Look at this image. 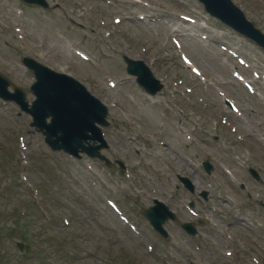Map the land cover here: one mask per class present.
Listing matches in <instances>:
<instances>
[{"label": "rangeland", "instance_id": "obj_1", "mask_svg": "<svg viewBox=\"0 0 264 264\" xmlns=\"http://www.w3.org/2000/svg\"><path fill=\"white\" fill-rule=\"evenodd\" d=\"M14 1L16 2V0H8L3 3L6 5L7 3L14 4ZM114 1L115 6L107 7L106 3L101 0H59L61 3L60 9L72 18L69 19L70 24L71 21H74L83 13L81 19L85 24L90 21L93 30L104 33L101 27L98 26L101 19H106L109 25L117 27V35L111 38L109 46L117 52L115 58L120 61L122 68H124L122 55L127 53V50H124L123 47L129 45L138 50L141 45H144L148 48L145 58L147 60L157 58L154 65L157 75L168 73L172 79H175V76L183 74L184 70L176 55H172L170 59H162V51L165 47L162 44L158 49L156 47L157 34H160L163 39L167 37V32L164 30L162 23L158 22L150 26L127 23L129 21L125 6L127 2L123 3V1L128 0ZM156 1V3H153L150 0L152 5H155V14H161L171 19L173 18L172 12L181 11L173 0ZM184 1L185 3H182V5L185 9L190 11L200 9L195 1L191 0L190 4L187 3V0ZM236 2L240 3L264 28V0H237ZM20 7L24 10L27 20L23 24L12 20L10 26L19 24L23 27L27 39H25L26 45L31 47L32 50L30 52L25 51L20 42L10 36L9 30H5L0 26L1 71L5 72V69L17 68V63L24 55L36 57L38 51H44L49 64L58 67V69L69 68L84 80L97 95L104 97L105 93L110 92L105 86L106 81H103L104 74L81 62L67 50L66 43L58 41L52 34L55 24L53 12L60 9H50L51 11L48 12L28 10L33 17V26L31 18L26 13V8ZM7 12L8 9L0 5V20H5ZM113 16H122L125 20L122 24L116 26L112 20ZM64 26L70 37L81 41L83 46L74 40H69V43L92 52L97 62L103 61V57L98 50V47L101 46L97 45V42L93 43L70 27L68 23H65ZM224 34L226 41H230L233 45L240 46L242 49H248V44L233 33L226 31ZM41 41L45 45H41ZM51 45L54 46L50 47ZM187 48L194 59L204 66L210 82L205 88L198 90L196 94L190 95L195 104L189 105L186 100L178 98L168 102L169 108L154 109L147 106L142 98V92L134 84L126 86L125 90L135 94L138 104H130L121 91L115 94V97L120 101V108L114 111L117 115L114 126L119 131V134H116L112 130L114 144L116 149L122 153L121 156L124 159L132 164H139V168L143 169L144 175L137 174L134 171L135 176H139L141 179L139 181L133 180L125 194L118 192L116 185L111 182L107 185V189L109 193L119 195L120 202L124 205L128 215L139 224L140 236H136L122 225L104 204L90 185L83 166L79 168L75 162L69 160L62 153L50 151L45 145L43 137L31 129L27 133L28 137L34 138V148L29 155L28 175L40 190L39 200L41 201L40 208L42 212L45 216L55 218L52 223L47 222L36 211L30 199L31 194L21 183L19 176L15 173L13 180L10 176L15 163L19 161V146L16 137L20 127L24 128L23 132L27 130L25 129L27 118L22 120L16 118L11 107L0 109V231L4 233L0 237V247L6 252L3 264H190L191 258L200 261L202 264H252L249 257L238 258L236 261L231 262L223 256L222 251L225 247L230 246L224 235L226 230L233 233L236 242L241 240L251 249H254V241L251 238L264 240V209L260 211L261 206L258 203L256 217L258 221L263 220V226L258 229L257 233L252 234L242 231L239 229L240 227L228 228V221L225 220L221 224L219 216L216 214L212 217L217 223L216 226L212 224L201 226L203 227L201 230L207 237L203 240L202 251L198 253L194 251L196 242L187 239L182 234L183 231L180 227L174 224L170 226L174 240L168 244L154 235L143 219V208L150 204L153 196L151 186L155 187L158 192V188L155 186L156 181H158L159 192L161 193L169 187V181L172 178L169 173L171 166L169 170H166L164 165L152 155L158 154L160 158L167 160L164 155L168 156V153L164 152L168 151L169 155L173 154L176 159L175 162H172L175 169L186 173H190L192 170L185 167V165L193 166L198 170L200 161L204 159V154L197 149V146H202L211 155L226 162L231 161V158L237 155H240L239 162L244 161L241 154L245 151L236 145L235 135L226 132L225 128L220 130L219 135L215 134L211 125L213 119L217 117L212 113L210 107L206 106L207 103L210 105V102L217 98L216 90L219 87L216 85L217 80L225 85L230 78L229 73L223 67L225 57L218 46L207 42L188 41ZM15 72L13 80L20 83L22 87H27L28 80L19 77L20 72L18 69ZM122 72V70L116 68L113 75ZM198 98H204L205 101L198 103ZM241 101L245 106H249L245 110L247 113L245 121L242 122L240 127L242 132L247 133L250 139L245 146L252 150L251 162L256 163L257 168L264 169V149L257 143L258 138H264V105L259 100H249L243 96ZM182 110L184 112H180ZM178 119L183 120L186 128L191 126L197 128L196 144L189 143L185 147L181 136L171 128V122ZM162 125L165 130H162ZM121 137L153 142L155 146L145 151V148L138 141L135 143L125 142L120 140ZM159 140H165L169 148L162 149L161 146L159 147ZM204 140H209V143H205ZM179 146L184 149H179ZM121 147H125L126 150H122ZM227 147L229 149L226 150ZM127 151H130L131 154L128 155ZM235 170H238L237 166H235ZM95 172L96 176L106 177V173L102 168H96ZM197 176L201 188H205L203 176L200 174ZM217 181L216 178L214 184L217 185ZM148 185L150 186L148 187ZM255 186L254 190H256L258 200L259 198L264 199V188L258 184H255ZM4 188L5 190L1 192ZM133 188L142 189V193L138 194ZM237 188L244 192L239 187V182ZM145 195H149L150 199H142ZM178 207L183 216H188V213L183 209V202H180ZM198 207L201 208V205L199 204ZM22 211H26L24 217L19 215ZM236 214L239 218H242V212L239 209L236 210ZM61 216H68L72 225L69 227L64 226L60 222ZM36 219L38 221H35ZM17 221L27 226L32 245L34 244L36 248L40 249L36 254V259H31L24 254L28 248L26 247L27 237L23 235L27 233L18 231L20 232L19 235L18 232L11 231V227ZM254 223L257 224L256 219H254ZM44 232L50 233L53 240L50 241L43 236ZM18 242H23L22 249L17 247ZM147 243L154 245L155 251L153 253L148 251ZM167 254L170 255L169 258H165Z\"/></svg>", "mask_w": 264, "mask_h": 264}]
</instances>
